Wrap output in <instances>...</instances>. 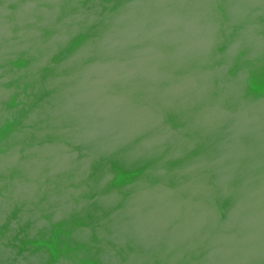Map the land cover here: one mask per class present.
<instances>
[{"label": "water", "instance_id": "obj_1", "mask_svg": "<svg viewBox=\"0 0 264 264\" xmlns=\"http://www.w3.org/2000/svg\"><path fill=\"white\" fill-rule=\"evenodd\" d=\"M0 264H264V0H0Z\"/></svg>", "mask_w": 264, "mask_h": 264}]
</instances>
